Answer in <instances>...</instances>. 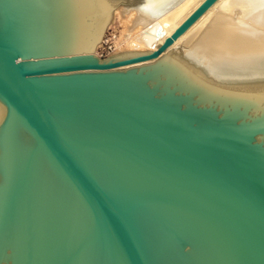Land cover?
<instances>
[{
	"label": "water",
	"instance_id": "95a60500",
	"mask_svg": "<svg viewBox=\"0 0 264 264\" xmlns=\"http://www.w3.org/2000/svg\"><path fill=\"white\" fill-rule=\"evenodd\" d=\"M141 1L0 0V264H264V84L159 57L216 0L88 52Z\"/></svg>",
	"mask_w": 264,
	"mask_h": 264
},
{
	"label": "bare ground",
	"instance_id": "6f19581e",
	"mask_svg": "<svg viewBox=\"0 0 264 264\" xmlns=\"http://www.w3.org/2000/svg\"><path fill=\"white\" fill-rule=\"evenodd\" d=\"M201 1L142 0L126 12L120 3L113 8L100 41L88 52L98 55L115 15L121 17L124 28L110 55L150 50ZM158 27L162 36L156 35ZM161 55L177 61L198 79L217 85L264 84V0H216ZM3 112L0 104V119Z\"/></svg>",
	"mask_w": 264,
	"mask_h": 264
},
{
	"label": "rangeland",
	"instance_id": "374dc122",
	"mask_svg": "<svg viewBox=\"0 0 264 264\" xmlns=\"http://www.w3.org/2000/svg\"><path fill=\"white\" fill-rule=\"evenodd\" d=\"M121 17L119 15H115L107 30H106V39L105 41L102 43L101 46L98 47L97 52H98V56L100 57H104V56H108L110 55L115 47L118 45V41H121L122 39V33H123V24L121 22ZM121 43V42H119ZM123 44V42L121 43Z\"/></svg>",
	"mask_w": 264,
	"mask_h": 264
}]
</instances>
